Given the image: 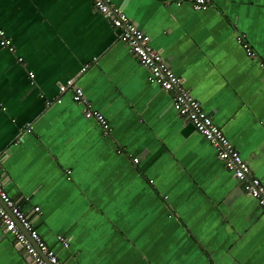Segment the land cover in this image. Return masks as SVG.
Returning a JSON list of instances; mask_svg holds the SVG:
<instances>
[{"label": "crops", "instance_id": "obj_1", "mask_svg": "<svg viewBox=\"0 0 264 264\" xmlns=\"http://www.w3.org/2000/svg\"><path fill=\"white\" fill-rule=\"evenodd\" d=\"M114 1L264 184V0ZM0 27V180L62 263L264 264L256 200L90 0H0ZM0 264H33L1 223Z\"/></svg>", "mask_w": 264, "mask_h": 264}, {"label": "built area", "instance_id": "obj_2", "mask_svg": "<svg viewBox=\"0 0 264 264\" xmlns=\"http://www.w3.org/2000/svg\"><path fill=\"white\" fill-rule=\"evenodd\" d=\"M183 0H175L179 4ZM97 12L106 18L110 24L119 30L120 40L128 47L129 52L147 70V82L171 93L173 110L187 122L214 148L218 158L233 177L241 183L243 189L254 198L264 213V184L252 174L249 164L241 157L239 151L226 137L221 128L214 123L211 116L202 108L201 103L188 91L183 79L177 75L164 61L161 54L149 42V37L125 14L121 6L114 0H90ZM194 10H205L206 0H191ZM237 42L247 55H252L251 48L243 36L236 37ZM0 47L6 48L11 54H17V48L5 30L0 27ZM17 60L22 61L21 57ZM85 67L80 69L83 72ZM32 79L34 74L29 72ZM72 90V99L82 106L83 115L96 121L101 132L108 133L110 125L103 114L92 108L85 98L82 89L73 79H67L58 86L63 93ZM61 103V99H57ZM30 128L27 129V132ZM137 162V158L132 159ZM38 211V208H34ZM0 223L15 242L21 246L33 264H64L54 250L39 235L25 211L13 200L5 190L0 180ZM62 240L61 237H58ZM63 241V240H62ZM66 245V242L63 241Z\"/></svg>", "mask_w": 264, "mask_h": 264}]
</instances>
